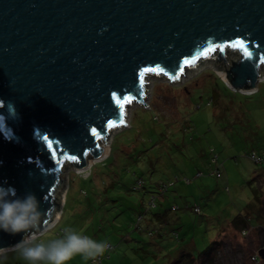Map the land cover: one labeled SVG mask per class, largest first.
Returning <instances> with one entry per match:
<instances>
[{
  "label": "water",
  "instance_id": "95a60500",
  "mask_svg": "<svg viewBox=\"0 0 264 264\" xmlns=\"http://www.w3.org/2000/svg\"><path fill=\"white\" fill-rule=\"evenodd\" d=\"M224 50L236 57L223 81L256 91L264 0H0V185L35 195L43 213L30 233L0 232V249L52 226L67 171L105 153L129 103L146 105V75L173 81Z\"/></svg>",
  "mask_w": 264,
  "mask_h": 264
},
{
  "label": "rangeland",
  "instance_id": "374dc122",
  "mask_svg": "<svg viewBox=\"0 0 264 264\" xmlns=\"http://www.w3.org/2000/svg\"><path fill=\"white\" fill-rule=\"evenodd\" d=\"M223 57H204L173 81L146 75V105L129 103L124 124L100 145L105 154L97 161L87 157L88 164L93 162L87 168L67 171L58 221L29 242L48 243L72 228L114 247L101 264H167L178 250L195 257L218 238L212 258L196 264H264L255 259L264 248V206L257 208L260 220L244 234L229 223L249 210L252 189L264 202V165L248 156L264 149V79L251 96L233 94L218 72L223 75L236 54L224 50ZM212 89L218 93L215 102ZM211 150L218 156L216 165ZM216 166L220 178L213 175ZM153 198L156 206L177 208L168 226L151 222V212L158 210L149 206ZM249 220L253 225L257 215ZM0 264L29 262L14 249L0 253ZM69 264L89 260L77 256Z\"/></svg>",
  "mask_w": 264,
  "mask_h": 264
},
{
  "label": "clouds",
  "instance_id": "9594fccd",
  "mask_svg": "<svg viewBox=\"0 0 264 264\" xmlns=\"http://www.w3.org/2000/svg\"><path fill=\"white\" fill-rule=\"evenodd\" d=\"M42 214L35 195L28 193L19 197L13 187L0 185V232L12 236L30 233L38 225ZM107 247L106 242H98L72 228H65L62 238L48 243L25 244L22 239L15 245L29 264H69L77 256L94 260L102 256ZM6 251L0 249V253Z\"/></svg>",
  "mask_w": 264,
  "mask_h": 264
},
{
  "label": "trees",
  "instance_id": "16d2710c",
  "mask_svg": "<svg viewBox=\"0 0 264 264\" xmlns=\"http://www.w3.org/2000/svg\"><path fill=\"white\" fill-rule=\"evenodd\" d=\"M219 80V82H221V84L224 86L223 82L221 81V79L218 77L217 78ZM225 87V86H224ZM226 88V87H225ZM227 89V88H226ZM228 90V89H227ZM239 92H235L233 91V94H238ZM243 96H251L250 94H245V93H242L240 92ZM240 95V94H239ZM248 95V96H247ZM212 96L214 99H212V101H217L218 99V93L212 89ZM212 154L214 153L213 150L210 151ZM250 155L249 158L255 162L256 164H259L260 166L261 165H264V149L260 150L259 152H256V151H252L249 153ZM217 159H218V156L213 154L212 155V158H211V162L216 165L217 164ZM213 175L217 178H220L221 177V174H220V171H219V168L216 166L215 168V172H213ZM109 186H113V184L111 183ZM162 191H163V194L168 190V186L164 185L163 187L160 188ZM135 190H137V188H135ZM253 191V201L248 203L247 204V207H246V210L247 208L249 210L244 211L242 213H239L238 215H236L235 218H233L229 223H232L233 226L235 228H239L241 227V229H243V234L245 233V229L248 228V227H253L257 224L258 220L259 219V214L257 213V208L261 207V206H264V202H263V196L260 198V195H258V191L255 190V189H252ZM161 194V193H160ZM85 195V194H84ZM156 199L153 198L152 200H150V203H149V206L150 208H158V210H156L155 212H151V216H150V219H151V222H156L158 223L159 225H164V226H168L169 225V216H170V213L177 210L176 207L174 206H171V205H166V204H159L156 206ZM193 212L195 213H199V209L198 208H194L193 209ZM252 213L256 214L257 215V221L252 225L251 223V219L249 220V215H252ZM177 219V218H175ZM176 224L178 222H172L171 224ZM173 234H174V239L180 244L181 243V238L179 237V234L178 232L173 229ZM108 247H107V254L105 255L106 258H108L110 255H109V252H111L114 247L106 242ZM187 244V243H185ZM220 245H219V241H218V238L213 240V241H210L208 243V245L203 249L201 250L195 257L193 256V254H189V253H185L186 249L182 248L181 250H178L176 253L177 255L175 257H173L167 264H196L197 261L199 260H203L204 262H206L207 260L209 261L211 258H212V253L214 251H217L219 248ZM193 248V247H192ZM182 252V253H181ZM104 259V256H99L97 257L96 259L94 260H89V264H101V262L103 261ZM255 259H257V256H255ZM258 260V259H257Z\"/></svg>",
  "mask_w": 264,
  "mask_h": 264
},
{
  "label": "bare ground",
  "instance_id": "6f19581e",
  "mask_svg": "<svg viewBox=\"0 0 264 264\" xmlns=\"http://www.w3.org/2000/svg\"><path fill=\"white\" fill-rule=\"evenodd\" d=\"M218 73H219L221 76H223L221 72H218ZM261 77H262V76H261ZM102 143H104V141H102ZM106 145H107V144H106ZM106 145H105V146H106ZM104 154H105V153H104ZM92 163H93V162L90 161L89 164L87 165V167H89Z\"/></svg>",
  "mask_w": 264,
  "mask_h": 264
},
{
  "label": "built area",
  "instance_id": "2783aa9c",
  "mask_svg": "<svg viewBox=\"0 0 264 264\" xmlns=\"http://www.w3.org/2000/svg\"><path fill=\"white\" fill-rule=\"evenodd\" d=\"M61 210H62V208H61ZM60 215H61V212H60V214H59V216H58V219H59ZM58 219H57V221H58Z\"/></svg>",
  "mask_w": 264,
  "mask_h": 264
},
{
  "label": "snow or ice",
  "instance_id": "6c2138e0",
  "mask_svg": "<svg viewBox=\"0 0 264 264\" xmlns=\"http://www.w3.org/2000/svg\"><path fill=\"white\" fill-rule=\"evenodd\" d=\"M120 123H121V124H123V123H124V121L121 119Z\"/></svg>",
  "mask_w": 264,
  "mask_h": 264
}]
</instances>
